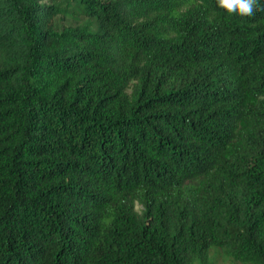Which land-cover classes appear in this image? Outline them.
I'll use <instances>...</instances> for the list:
<instances>
[{"label": "trees", "instance_id": "obj_1", "mask_svg": "<svg viewBox=\"0 0 264 264\" xmlns=\"http://www.w3.org/2000/svg\"><path fill=\"white\" fill-rule=\"evenodd\" d=\"M221 260L264 264V0H0V264Z\"/></svg>", "mask_w": 264, "mask_h": 264}, {"label": "clouds", "instance_id": "obj_2", "mask_svg": "<svg viewBox=\"0 0 264 264\" xmlns=\"http://www.w3.org/2000/svg\"><path fill=\"white\" fill-rule=\"evenodd\" d=\"M257 0H217L220 8L228 13L236 12L241 16L253 14Z\"/></svg>", "mask_w": 264, "mask_h": 264}, {"label": "rangeland", "instance_id": "obj_3", "mask_svg": "<svg viewBox=\"0 0 264 264\" xmlns=\"http://www.w3.org/2000/svg\"><path fill=\"white\" fill-rule=\"evenodd\" d=\"M63 25H65V22L62 21ZM220 264H235L234 262L230 261V260H221Z\"/></svg>", "mask_w": 264, "mask_h": 264}]
</instances>
